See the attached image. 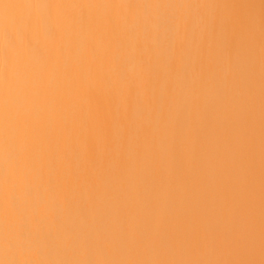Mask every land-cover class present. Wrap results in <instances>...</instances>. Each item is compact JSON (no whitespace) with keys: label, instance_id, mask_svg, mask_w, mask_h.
Here are the masks:
<instances>
[{"label":"bare ground","instance_id":"1","mask_svg":"<svg viewBox=\"0 0 264 264\" xmlns=\"http://www.w3.org/2000/svg\"><path fill=\"white\" fill-rule=\"evenodd\" d=\"M239 15L264 20V0H235ZM0 0V259L7 240L9 264H134L139 257L105 255L138 225L159 184L151 129L142 168L129 173L121 157L112 170L94 163L107 136L118 147L119 127L94 126L93 94L109 62L141 54L147 24L170 27L189 9L175 0ZM154 5V6H152ZM251 6V7H247ZM131 103V101H130ZM245 117V209L264 245V75H258ZM227 140L230 129H216ZM72 161L69 175L65 162ZM206 199L231 192V165L198 185ZM47 208L50 217H41ZM37 225L33 230L31 225ZM73 247L65 248L61 239ZM39 249L37 256L25 250Z\"/></svg>","mask_w":264,"mask_h":264},{"label":"clouds","instance_id":"2","mask_svg":"<svg viewBox=\"0 0 264 264\" xmlns=\"http://www.w3.org/2000/svg\"><path fill=\"white\" fill-rule=\"evenodd\" d=\"M112 2L117 9L126 6ZM174 6L189 11L163 29L150 21L141 54L109 62L94 90V126L119 127L117 148L102 139L94 161L100 171L112 170L121 157L129 173L143 167L147 146L139 137L151 129L150 113L158 107L159 184L120 248L103 240L104 254L139 257L134 264H264V245L244 205L242 161L245 117L256 78L264 75V20L254 12L241 17L235 0H175ZM225 127L227 140L216 133ZM223 164L231 165V192L206 199L198 185ZM65 169L70 175L71 160ZM50 215L40 209L41 217ZM61 244L73 247L66 238ZM3 251L0 264H9L7 240ZM25 252L37 256L39 249Z\"/></svg>","mask_w":264,"mask_h":264}]
</instances>
